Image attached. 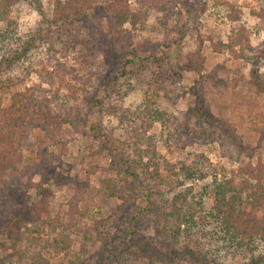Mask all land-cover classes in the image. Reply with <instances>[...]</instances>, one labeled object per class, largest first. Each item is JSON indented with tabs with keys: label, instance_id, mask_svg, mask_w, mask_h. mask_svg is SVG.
<instances>
[{
	"label": "trees",
	"instance_id": "1",
	"mask_svg": "<svg viewBox=\"0 0 264 264\" xmlns=\"http://www.w3.org/2000/svg\"><path fill=\"white\" fill-rule=\"evenodd\" d=\"M12 3L0 0L1 63L10 70L42 52L49 67L34 69L30 64L27 75L36 73L41 83L37 89L26 87L23 93L14 92L17 83L0 80L1 96L11 98L7 106L0 98V233L21 237L22 228L38 220V204L26 211H7L4 207L22 205L29 189L22 180L51 167L54 155L67 149L69 140L64 139V131L82 123L84 111L74 102L83 96L94 118L87 153L110 158L106 168H88L87 176L100 174L105 194L121 200L120 216H115L125 228L122 234L113 235L112 218L95 220L84 234L101 243L100 248L89 258L87 245L82 244L81 253L71 254L70 260L61 264H142V258L157 264L145 237L151 226L191 264H264V165L220 177V170L202 155L191 163H181L177 171L170 161L162 162L156 150L158 140L149 135L157 122L165 129L166 122L171 121L165 129L166 144L182 139L188 145L218 142L222 147L237 145L241 152L246 149L242 151L232 126L213 117L204 101L182 119L160 110V92L167 94L168 83L179 73L161 68L150 72L157 74L156 78H145L158 59H141L135 53L124 58L117 49L124 39L125 25L134 30L144 28L153 14L166 12L176 1L66 0L48 17L41 0H33L30 5L39 13L40 21L25 36L17 33ZM194 7L196 12H205V8ZM100 20H105L106 28H98ZM84 30L88 37L83 36ZM101 58L107 68L96 79L92 69ZM257 66L254 60L253 67ZM3 74L0 70V77ZM251 76L255 78L253 71ZM138 91H142V99L136 108L122 107L124 97ZM53 176L58 181L55 171ZM197 179L206 182L200 193L183 188L186 180ZM209 191L214 194L211 206L205 204ZM48 192L39 188L42 210L47 207ZM70 216L74 226V213ZM64 239L67 246L61 250H68L72 242L69 237Z\"/></svg>",
	"mask_w": 264,
	"mask_h": 264
},
{
	"label": "rangeland",
	"instance_id": "2",
	"mask_svg": "<svg viewBox=\"0 0 264 264\" xmlns=\"http://www.w3.org/2000/svg\"><path fill=\"white\" fill-rule=\"evenodd\" d=\"M12 1L11 16L17 20V33L19 36L28 35L40 21L39 13L31 6L33 0ZM65 1L41 0L48 17L57 12ZM174 1L176 3L169 5L166 12L153 14L144 28L134 30L129 24L125 25L124 39L117 49L120 48L124 58L135 53L141 59H158L153 63L157 66H153L147 77L144 75L145 78H156L158 75L150 72H157L161 68L174 75L179 73L168 83L167 94L160 92V110L182 119L199 101H204L213 117L232 126L237 142L243 146L242 151L244 148L246 150L241 152L237 145L230 144L222 147L218 142L188 145L182 139L166 144L168 130L165 129L169 128L171 121L166 122L165 129L157 122L149 135L158 140L156 150L162 156V162L170 161L177 171L181 163H191L197 155H202L220 170V177L228 176L233 170L264 165V0ZM194 5L199 9L205 8V12H196ZM97 26L105 27V20L98 21ZM82 33L84 37L89 35L85 30ZM1 57L2 53L0 70L4 74L0 80L7 84L17 83L19 87H15L14 92L23 93L28 87H39V76L26 73L30 64L34 69L49 67L46 64L47 56L42 52L31 55L26 63L14 65L10 70L1 63ZM254 60L258 61L257 67H253ZM106 68L104 59H98L92 69L96 73L94 77L100 78ZM46 87L47 84H44ZM0 98L3 106L11 103L9 95L2 97L0 94ZM141 99L142 91L131 93L124 97L122 107L134 110ZM75 103L84 111V116L82 123L64 131V139L69 140L67 149L54 155L51 167L32 179L22 180L29 185L22 205L11 203L8 209L4 207L7 211H26V208L38 204L39 213L36 223L22 228V238L9 236L5 234L6 231L0 233V264L67 263L71 254L81 253L82 244L87 245L86 256L91 258L101 243L86 238L84 231L95 220L112 218L113 235L116 232L122 234L125 228L123 221L115 216H120L118 207L121 200L105 194L100 184V174L87 176L88 168L94 165L106 168L110 158L107 154L90 157L87 153L91 143L93 112L85 105L83 96L81 101ZM106 120L112 126L116 125L113 119ZM25 155L28 156L26 152ZM53 171L58 181L54 180ZM205 183L199 179L186 180L183 188L193 189L197 194ZM39 188L49 191L45 210L41 209ZM213 196L209 191L205 197L206 205L213 204ZM71 213L75 217L74 226L70 222ZM66 237L72 244L68 250H61L67 246ZM145 237L149 240L146 243L151 246V255L157 264H191L180 255L173 243L158 237L154 227H149ZM140 262L148 264L149 259L142 258Z\"/></svg>",
	"mask_w": 264,
	"mask_h": 264
}]
</instances>
